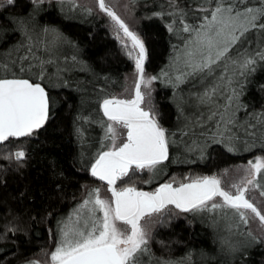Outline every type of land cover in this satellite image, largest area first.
Returning a JSON list of instances; mask_svg holds the SVG:
<instances>
[{"label":"snow or ice","instance_id":"1","mask_svg":"<svg viewBox=\"0 0 264 264\" xmlns=\"http://www.w3.org/2000/svg\"><path fill=\"white\" fill-rule=\"evenodd\" d=\"M97 2L99 9L114 22L113 35L134 61L137 79L134 95L130 98L106 95L100 100L102 115L107 119L97 118L95 123L104 129L103 138L94 158L84 164L93 177L106 182L110 194L102 195L100 186L89 188L85 185L81 200L56 221L54 250L50 253L41 250L46 256L50 255L48 264H194L196 250L189 249L178 257H166L157 255L152 246L154 241L162 247L167 245L168 242L155 236V225L167 223L175 215L196 217L206 212H219L225 217L231 213V218L239 221L231 227L238 230L240 223L248 226L255 218L264 230V208L249 196L250 191L257 189L264 195V155L254 156L247 164L238 165L237 169H242L243 175L228 187L220 173L189 174L186 181L173 178L160 183L153 191L121 181L122 177L131 180L129 173L135 175L137 170L147 169L155 173L166 167L170 147L184 143L177 140L176 131L161 123L153 104V82L161 78L165 84L178 90L190 78H196L203 90L190 93V97H196L197 105L208 106L209 121L216 119L214 131L200 133L191 145L185 143L188 152L195 150L203 159L214 143L224 145L229 152L240 151L235 143L240 138L231 133V126L237 123V111L247 107L241 95L249 77L264 70V0H193L183 6L180 0H168L166 7L161 5V10L151 13L149 18L155 16L163 20L167 15L169 32L178 36L183 33L185 38L179 49L174 46L176 56L169 65L170 69L175 67L174 74L161 70L159 75L146 73L150 59L147 33L142 35L130 27L106 0ZM22 3L23 0H0V11H3L7 24L13 29L18 28L29 45L42 43L45 50H54L64 43L72 45L76 54L71 59L76 61L82 51L81 42L66 37L58 26L39 23L37 16L45 0H28V10L18 13L16 10L22 8ZM60 5L63 7V0ZM84 11L91 13L93 10L87 7ZM177 19L181 21L179 29L176 28ZM7 31L8 27H0V32ZM41 36L44 37L42 41ZM27 51L39 65L35 81L24 74L32 73L34 65L31 63H22L18 73L9 64H4V73L0 75V142L9 138L39 137L47 131L46 126L55 118L59 101L44 83L46 79L51 88L72 87L60 69L55 73L56 80L47 74L44 65L50 61L36 57L31 48ZM80 63L87 65L86 61ZM218 68L222 69L219 75ZM213 77L215 82L209 83ZM257 87L264 92V84L258 83ZM218 96L225 98L222 105ZM189 102L190 99L185 100L180 93L178 107L181 112L185 109L180 105ZM257 115L264 126V112ZM203 120L201 114L178 131L187 136L196 122ZM85 121L92 123V117L84 114L82 100L74 118V130L81 143L86 135L82 126ZM121 127L126 130L123 140L118 131ZM253 147L254 144H245L249 151ZM260 151L264 152V139ZM27 155L24 148L7 153L9 159L18 162H23ZM79 159H86L83 151ZM228 171L226 168L222 173ZM118 181H121L120 185ZM245 233L250 237L245 246L230 237H220L221 250L246 255L247 246L264 243L251 227H246ZM205 255V250L200 249L199 256L203 258ZM25 264L42 262L33 259Z\"/></svg>","mask_w":264,"mask_h":264},{"label":"trees","instance_id":"2","mask_svg":"<svg viewBox=\"0 0 264 264\" xmlns=\"http://www.w3.org/2000/svg\"><path fill=\"white\" fill-rule=\"evenodd\" d=\"M167 3L168 0H128L132 11L129 13H134L131 17L135 22V30L142 35L147 33L146 40L150 47L147 74L159 75L161 70L174 74L175 67L169 68L172 58L176 56L174 46L179 49L185 38L183 33L178 36L169 32L167 15L163 20L155 16L149 18L151 13L160 11L161 5L166 7ZM180 3L183 6L193 3V0H180ZM29 7L28 0H23L22 8L16 11L26 12ZM87 7L93 11H84ZM37 19L40 24L58 26L66 37L81 42L82 51L73 61L71 57L76 53L70 44L64 43L54 50H45L42 43L29 45L18 28L13 29L7 24L3 11H0V27L9 28L7 32H0V75L4 73V64H9L18 73L22 63H31L34 65L32 73L24 74L30 75L35 81L39 65L27 51L31 48V53L36 57L50 61L44 67L53 80H56L55 73L60 69L63 78L72 85L51 88L46 79L44 83L59 101L56 116L50 119L47 131L39 137L9 138L8 141L0 142V264H25V261L45 257L42 249L49 253L54 250L57 219L68 214L81 200L85 185L89 188L106 185V182L93 177L84 167L94 158L103 138L104 129L95 123L97 118L107 119L102 115L99 102L106 95L121 97L128 90L135 73L134 61L126 55L118 38L113 35L111 17L99 8L81 0H63V7L60 0H45ZM189 22H192L191 18ZM180 25L181 21L177 19L176 28L179 29ZM43 39L41 36V41ZM81 60L86 61L87 65H82ZM220 72L222 69L218 68L217 75ZM214 82L215 77L209 81ZM258 83L264 84V70H258L249 77V83L241 95L247 107L237 111V123L231 126V133L240 138L235 141L240 151L229 152L224 145L214 143L206 157L201 159L197 151L188 152L185 148V143L191 145L200 133L215 130L216 119H207L208 106H199L196 97H190V93L203 90L201 85L196 82V78H190L178 90L165 84L163 78L154 81L152 100L159 119L165 127L176 131L177 140H183L184 143L170 147L166 167L155 173L147 169L137 170L135 175L129 173L131 180L124 177L121 181L153 191L160 183L173 178L179 181L185 180L189 174H223V169L264 155L260 151L264 126L257 115L264 112V92L257 87ZM193 84L196 86L193 87ZM180 93H183L185 100L190 99L189 103L180 105L185 109L183 112L178 107ZM82 100L84 114L92 117V123L82 122L86 132L83 143L74 130V118ZM218 100L221 105L225 102L223 96H218ZM201 114L203 122H196L187 136L178 131ZM246 143L254 144L255 147L249 151L245 148ZM18 148H24L28 154L23 162L7 156L8 152L14 153ZM81 151L86 154L84 161L79 159ZM237 223L238 219H232L231 213L225 217H221L219 212H206L196 217L190 214L175 215L167 223L155 227V236L168 242L167 245L162 247L154 241L152 246L157 255L166 257H178L189 249L196 250L194 264H264V243L247 246L246 255L221 250L222 236L245 246V242L250 239L245 233L246 227H251L253 233L264 239L254 230L252 222L248 226L240 223L238 230L231 227ZM200 249L206 252L203 258L199 256Z\"/></svg>","mask_w":264,"mask_h":264},{"label":"rangeland","instance_id":"3","mask_svg":"<svg viewBox=\"0 0 264 264\" xmlns=\"http://www.w3.org/2000/svg\"><path fill=\"white\" fill-rule=\"evenodd\" d=\"M81 1L86 2V3H88V4L92 5V6H95L96 8H99L97 0H81ZM106 3L110 4L111 6H113L115 8V10L117 11V13L123 19H125V21L127 23H129L130 27H132L135 30V28H136L135 27V22H134V19L131 17V15H133L134 13H132L131 15L129 13V12H132V11L130 10V8L128 6V0H106ZM113 24H114V22H113ZM136 79H137V76H136V72H135L133 74V76H132V81H131V84H130L128 90L125 91V93L121 95V98H130L132 95H134V85H135ZM152 96H153V93H152ZM118 131L120 133V139L123 140L125 138V136H126V130L121 127V128L118 129ZM242 164H247V162L246 163H242ZM239 165H241V164H239ZM237 166L230 168L227 173H223L222 174L223 178L225 180V186L226 187L230 186V184L232 182L238 180L243 175V170L242 169L238 170ZM188 176L185 178V181L187 180ZM122 178H124V177H122ZM100 187L102 188V195L108 196L110 194L109 191L106 188V185H103V186H100ZM249 196L254 199V202L258 203V206H260L261 208H264V196L261 195V192L259 191V189L250 191L249 192ZM251 222H252V226H253L254 230H256L257 232H259L261 235L264 236V230H262L259 227L258 219L254 218ZM157 225H155V227ZM49 259H50L49 256H45L42 259L40 258L39 260H41L42 264H48Z\"/></svg>","mask_w":264,"mask_h":264}]
</instances>
